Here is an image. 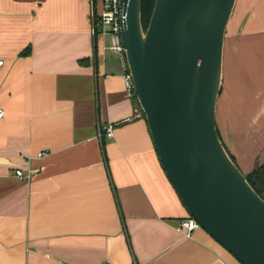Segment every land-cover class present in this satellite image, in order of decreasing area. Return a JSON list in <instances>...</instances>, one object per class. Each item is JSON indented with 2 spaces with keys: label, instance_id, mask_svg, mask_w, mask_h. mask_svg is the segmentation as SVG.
<instances>
[{
  "label": "crops",
  "instance_id": "obj_1",
  "mask_svg": "<svg viewBox=\"0 0 264 264\" xmlns=\"http://www.w3.org/2000/svg\"><path fill=\"white\" fill-rule=\"evenodd\" d=\"M100 7L0 0V264H241L200 226L177 228L188 212L134 110L123 56L93 31ZM259 30L223 36L215 101L216 132L244 174L264 163Z\"/></svg>",
  "mask_w": 264,
  "mask_h": 264
},
{
  "label": "water",
  "instance_id": "obj_2",
  "mask_svg": "<svg viewBox=\"0 0 264 264\" xmlns=\"http://www.w3.org/2000/svg\"><path fill=\"white\" fill-rule=\"evenodd\" d=\"M117 0L132 92L188 215L241 264H264V198L215 128L224 29L234 0Z\"/></svg>",
  "mask_w": 264,
  "mask_h": 264
},
{
  "label": "built area",
  "instance_id": "obj_3",
  "mask_svg": "<svg viewBox=\"0 0 264 264\" xmlns=\"http://www.w3.org/2000/svg\"><path fill=\"white\" fill-rule=\"evenodd\" d=\"M119 8L117 0H101V7L99 11L95 14L93 24L94 26L100 28L101 30L107 32L109 36V42L107 47L119 53L123 56V46L120 42L119 37ZM1 63V60H0ZM125 85L127 90L132 94V87L130 81V75L128 71L123 74ZM135 112L138 114L140 112L139 107L134 108ZM2 115V109L0 108V116ZM112 123H107L103 127V131L107 136L112 135ZM15 174L21 175V170L19 168L14 169ZM198 224L191 216H186L179 221L177 228L182 229L183 234L188 235L190 231L197 227ZM96 264H103L102 262Z\"/></svg>",
  "mask_w": 264,
  "mask_h": 264
},
{
  "label": "rangeland",
  "instance_id": "obj_4",
  "mask_svg": "<svg viewBox=\"0 0 264 264\" xmlns=\"http://www.w3.org/2000/svg\"><path fill=\"white\" fill-rule=\"evenodd\" d=\"M245 24L252 29L260 27L259 31L264 36V0H235L226 24L224 38L242 36V27Z\"/></svg>",
  "mask_w": 264,
  "mask_h": 264
},
{
  "label": "trees",
  "instance_id": "obj_5",
  "mask_svg": "<svg viewBox=\"0 0 264 264\" xmlns=\"http://www.w3.org/2000/svg\"><path fill=\"white\" fill-rule=\"evenodd\" d=\"M154 0H142L141 2V10H140V19L141 25L144 29L146 27L151 8L153 5ZM95 13L92 14V21H94ZM93 31L96 32V26L93 24ZM127 71V68H126ZM133 98L135 99L134 94L132 93ZM230 156V155H229ZM231 157V156H230ZM232 159V158H231ZM264 166L263 164L258 165L250 174H245L246 180L252 186V188L261 196V190L264 188V178L262 179V183L259 182L258 172L261 167Z\"/></svg>",
  "mask_w": 264,
  "mask_h": 264
}]
</instances>
